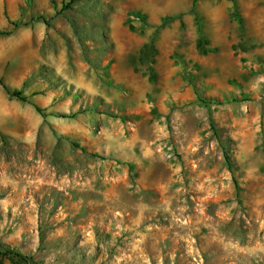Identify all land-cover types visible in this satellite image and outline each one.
Wrapping results in <instances>:
<instances>
[{
	"label": "rangeland",
	"instance_id": "1",
	"mask_svg": "<svg viewBox=\"0 0 264 264\" xmlns=\"http://www.w3.org/2000/svg\"><path fill=\"white\" fill-rule=\"evenodd\" d=\"M194 1L4 0L0 264H264V0Z\"/></svg>",
	"mask_w": 264,
	"mask_h": 264
},
{
	"label": "crops",
	"instance_id": "2",
	"mask_svg": "<svg viewBox=\"0 0 264 264\" xmlns=\"http://www.w3.org/2000/svg\"><path fill=\"white\" fill-rule=\"evenodd\" d=\"M30 4H27L25 7H29V13H31L30 18H24L25 22H28V25L19 26L14 30L15 35H24L26 38H29L30 40L40 39L42 40L47 36V30L45 28V25L43 24L42 20H33L34 14L38 13V10L41 11V13H46L48 15H54L55 10L52 5H50L49 0H29ZM4 0H0V9L1 14L3 16V10H4ZM22 3V0H8V14L9 18L7 20H17L21 14L22 7L20 5ZM24 16V15H23ZM5 17V16H4ZM38 23V26L35 24ZM32 56L34 59V62L39 61H45L47 62L49 60V54L45 56V58L42 57L41 52L34 48L32 50Z\"/></svg>",
	"mask_w": 264,
	"mask_h": 264
},
{
	"label": "trees",
	"instance_id": "3",
	"mask_svg": "<svg viewBox=\"0 0 264 264\" xmlns=\"http://www.w3.org/2000/svg\"><path fill=\"white\" fill-rule=\"evenodd\" d=\"M72 2V1H71ZM71 2H69L66 6H69L71 4ZM196 2V0L194 1V3ZM54 3V2H53ZM195 5V4H194ZM135 15L137 16H141L140 13L136 12ZM15 25L17 24L16 22L14 23ZM199 32H200V35L202 37V34H203V31H202V26L199 24ZM0 33H10V31L8 32H4V31H0ZM0 84L4 87V89L7 91V93L10 95V96H13V97H17L19 98L20 100H23V101H29L28 97L23 93V91L21 90H18V89H12L8 84H6L3 80L2 77H0ZM36 109L39 111V112H43L42 108L40 106H36ZM226 159H227V162L228 164L231 166V161H230V158L228 156H226ZM233 168V167H232ZM2 255L6 256V255H10V254H13V255H17L19 257H21L22 259L26 260V261H29V258L27 255L23 254L22 252L18 251V250H15V249H7V250H4V251H1L0 252Z\"/></svg>",
	"mask_w": 264,
	"mask_h": 264
}]
</instances>
